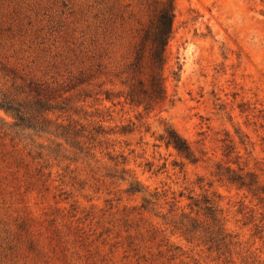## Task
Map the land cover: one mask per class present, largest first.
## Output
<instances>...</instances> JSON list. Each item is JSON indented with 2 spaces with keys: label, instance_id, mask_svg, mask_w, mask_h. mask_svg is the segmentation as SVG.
I'll return each instance as SVG.
<instances>
[{
  "label": "rangeland",
  "instance_id": "obj_1",
  "mask_svg": "<svg viewBox=\"0 0 264 264\" xmlns=\"http://www.w3.org/2000/svg\"><path fill=\"white\" fill-rule=\"evenodd\" d=\"M161 2L0 0V103L28 117L0 108V264H264L260 195L227 180L264 186V0H174L145 110L124 93Z\"/></svg>",
  "mask_w": 264,
  "mask_h": 264
},
{
  "label": "trees",
  "instance_id": "obj_2",
  "mask_svg": "<svg viewBox=\"0 0 264 264\" xmlns=\"http://www.w3.org/2000/svg\"><path fill=\"white\" fill-rule=\"evenodd\" d=\"M153 13V18L147 29L143 31L140 42L136 47L133 61L128 67L131 75L130 80H135L134 78L140 74L145 75L146 78L128 83L127 91L124 93L126 103L136 107L143 106L145 110L152 109L166 100L163 71L167 60V45L172 37L174 0H162L155 7ZM105 98L106 100H111L112 97L107 94ZM0 108L13 116L15 120L13 125L15 127H23L28 121L27 113H25L21 104H14L13 101H3L0 103ZM95 132L105 134L100 127ZM158 140L165 147H171L181 157L194 162L188 143L171 127H166ZM227 180L229 183L236 184L239 188H247L250 191L253 188L254 192L260 195L259 203L264 209V186L258 185L253 175L232 174L228 176ZM129 191L139 193L141 188L137 183H131ZM202 204L204 207L201 210H203L204 215L212 223H217L215 203L209 199H204ZM193 206L196 207L197 203ZM219 233H221V228L218 227L216 234Z\"/></svg>",
  "mask_w": 264,
  "mask_h": 264
}]
</instances>
